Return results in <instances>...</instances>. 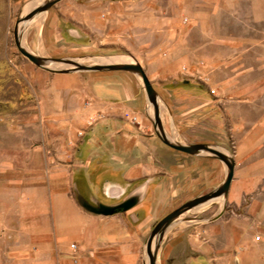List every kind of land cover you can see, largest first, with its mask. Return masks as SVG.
<instances>
[{"label": "crops", "instance_id": "obj_1", "mask_svg": "<svg viewBox=\"0 0 264 264\" xmlns=\"http://www.w3.org/2000/svg\"><path fill=\"white\" fill-rule=\"evenodd\" d=\"M19 1L28 13L46 0ZM63 5L72 8L59 14ZM43 12L48 37L63 21L71 38L125 39L177 141L234 159L224 206L176 219L158 241L156 264L264 259V0H59ZM51 83L86 98L83 137L43 159L36 153L48 168L26 175L22 214L1 222L0 264H148L154 225L220 185L225 165L162 143L132 72Z\"/></svg>", "mask_w": 264, "mask_h": 264}, {"label": "rangeland", "instance_id": "obj_2", "mask_svg": "<svg viewBox=\"0 0 264 264\" xmlns=\"http://www.w3.org/2000/svg\"><path fill=\"white\" fill-rule=\"evenodd\" d=\"M69 8L72 7L60 6L58 12L65 13ZM24 9H28L27 4L22 6L19 0H0V224L3 221L9 223L14 220L15 215L22 214V199L25 194L20 187L25 183V177L33 176L40 170L43 174L47 171L48 166L43 161L40 164L36 153L41 151L43 159L50 156L51 149L63 144L76 146L82 140L81 120L86 98L67 97L65 88H55L51 79L67 75H76L81 79L96 72L75 69L56 72L36 66L15 46L13 30L16 22L18 21L22 45L36 55L49 58L51 62L47 66L50 69L71 67L60 59H71L84 65L109 63L116 58L121 61L135 60V54L131 53L125 39L71 38L67 36L66 23L63 21L52 32L55 33L52 37L45 35L47 30L44 17L39 16L24 29ZM152 40L149 39L150 42ZM158 105L165 132L169 138L177 140L176 127L159 98ZM148 115L150 129L155 134L152 129L153 107ZM82 171L86 172L85 169ZM225 173L226 170L223 179ZM79 181L81 189L85 191L87 187L81 177ZM74 192L76 193V189ZM220 197L219 201L205 208H192L175 223L186 224L194 213L206 215L214 209L222 208L225 196ZM15 201L18 203L17 207ZM254 252L256 248L251 254ZM224 264H264V259Z\"/></svg>", "mask_w": 264, "mask_h": 264}, {"label": "water", "instance_id": "obj_3", "mask_svg": "<svg viewBox=\"0 0 264 264\" xmlns=\"http://www.w3.org/2000/svg\"><path fill=\"white\" fill-rule=\"evenodd\" d=\"M59 0H46L40 5L34 7L31 9L28 13L25 14L23 20H26L33 15L43 12L47 10L50 6H52L54 3H56ZM13 36H14V43L17 47L18 51L28 58L31 62H33L36 66L46 68L51 71L56 72H66L69 70H91V71H111V70H124L129 71L134 74H136L138 77H140L141 83L143 85V88L146 93V97L148 100V103H150L153 107V116L154 120L152 122L153 129L155 132V135L159 138V140L167 145L168 147L188 153V154H208L211 155L220 161L223 162V164L226 167V173L223 181L212 189L211 191L202 194L200 196H197L193 199H190L184 203H182L180 206L176 207L172 211H170L168 214H166L162 219H160L153 227L151 233L149 234L147 241H146V253L148 256V264H156L157 260V248H158V241L160 237L162 236L163 232L173 223L176 219H178L180 216L191 210L192 208H195L209 200L215 199L217 197H220L221 195H226L229 185L231 183V180L233 178V172H234V159L232 155L223 152L222 150L216 148L213 145H209L207 143H182L177 140H173L169 138L167 133L165 132L163 125L161 123L160 114H159V105H158V95L153 88L152 84L150 83L149 79L147 78L143 68L137 61H115V62H109V63H95L91 65H84L80 64L76 61H73L71 59H60L67 63L68 65H71V67H66L64 69H50L47 64L51 62V60L44 56L36 55L30 51H28L21 43L20 40V32L18 29V21L16 22L13 30Z\"/></svg>", "mask_w": 264, "mask_h": 264}, {"label": "bare ground", "instance_id": "obj_4", "mask_svg": "<svg viewBox=\"0 0 264 264\" xmlns=\"http://www.w3.org/2000/svg\"><path fill=\"white\" fill-rule=\"evenodd\" d=\"M40 16V17H39ZM43 18L44 17V13L42 14V12H40V13H37V14H35V15H33L32 17H30V18H28V19H26V20H24L25 22H23L22 23V25H23V28L24 29H26V28H28L37 18ZM21 25V26H22ZM115 61H121V60H118V58H116V60H113V62H115ZM109 62V61H108ZM149 111L151 112L152 111V105H149ZM221 199V197H217V198H215V199H212V200H214V201H212V200H209V201H207V202H210V201H212V202H215V201H219ZM207 202H205V203H207ZM211 202V203H212ZM204 204V203H203ZM202 205V204H201ZM200 206V205H199ZM198 207V206H197ZM196 208V207H195Z\"/></svg>", "mask_w": 264, "mask_h": 264}, {"label": "built area", "instance_id": "obj_5", "mask_svg": "<svg viewBox=\"0 0 264 264\" xmlns=\"http://www.w3.org/2000/svg\"><path fill=\"white\" fill-rule=\"evenodd\" d=\"M134 119V118H133ZM73 247H74V245H73Z\"/></svg>", "mask_w": 264, "mask_h": 264}]
</instances>
